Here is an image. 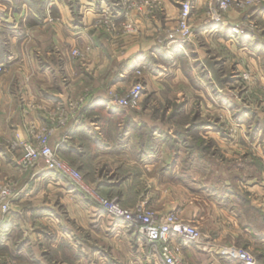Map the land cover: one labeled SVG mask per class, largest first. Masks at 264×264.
I'll use <instances>...</instances> for the list:
<instances>
[{
  "label": "rangeland",
  "instance_id": "obj_1",
  "mask_svg": "<svg viewBox=\"0 0 264 264\" xmlns=\"http://www.w3.org/2000/svg\"><path fill=\"white\" fill-rule=\"evenodd\" d=\"M26 1L29 0H17V4ZM32 1L35 6L27 4L39 14L42 12L38 9L39 2L40 7L46 6L50 23L58 25L63 34L69 24L79 23L80 27L87 28L82 43L67 46L68 58L74 63L76 72L85 75V81L75 84L64 101L45 110L47 124L26 123V140L20 141L17 133L13 137L0 133V150L16 154L11 169L6 170L4 177L0 176V190L5 183L11 182L17 193L12 198L11 209L0 214V264H163L158 246L148 243L140 234L137 227L140 221L130 214L145 211L153 213L152 220L158 221L162 215L178 213L183 221L194 223L184 219L185 213L181 210L184 207L172 206L176 201L186 204L191 197L205 200L210 213L208 226L201 220L199 225L194 223L202 236L203 245L197 244L201 251L211 254L214 260L224 258L221 264H246L248 258L255 264H264V0L249 3L232 0L225 12H216L214 3L208 0L198 8L191 0L190 35H184L180 27V4L186 0H178L174 20L162 11L172 0H55L50 7V0ZM241 3L244 6H240ZM61 4L66 7L71 21L55 11ZM153 22L160 26H154ZM7 26L0 24V42L7 40L14 31ZM26 32L29 37L32 30ZM143 33L144 38L156 39L175 50L170 54L171 61L163 59L168 70L161 80H155L159 86L148 84L156 77L154 57L146 56L130 64V86L124 89H114L107 84L113 75L129 65L130 61L125 58L111 60L101 78L94 76L90 67L94 53L100 49L98 39L113 41L121 49L122 43L141 38ZM173 35H177L175 42ZM75 50L79 54H74ZM174 61L181 68L175 76L171 72ZM26 79L29 83L30 77ZM136 85L143 88L139 105L118 107L122 110L115 112L119 120L115 125L109 123V127L117 131L123 123L132 128L135 150L155 147L157 140H153L152 134L160 131L163 139L158 143L165 145L160 154L165 180L160 181L163 177L160 176L159 185L156 175H149L146 185L145 178L140 179L135 167L131 170L134 179L127 190L100 188L99 182L112 180L110 164L96 165L103 171L102 178L98 172L95 176L93 168L82 172L52 148L51 138L73 120H81L83 111L97 98L99 91L104 92L108 102L110 96L125 95ZM80 98L84 99L83 104L72 109L71 103ZM59 103H63L65 113H70L62 126L56 122L62 114L58 110ZM127 115L136 121L127 119ZM32 125L55 128L49 146L61 160L80 171L87 187L105 203L84 195L69 180L44 168V176L34 189L36 195L44 191L43 201H40L43 208L37 210V201L25 202L20 209L16 207L27 183L37 180L33 175L35 167L22 171L18 165L25 142L31 138ZM113 159L115 165L117 160ZM40 164L44 165L42 162L37 165ZM126 168L121 166L118 175L124 177L129 172ZM69 188L83 195L87 207L96 211L95 216L84 221L70 216L62 202ZM157 198L162 206L155 202ZM112 207L122 215H114ZM234 212L233 223L241 230L249 229L252 234L245 238L239 236L236 241L228 237L220 242L213 225L220 229L225 223L233 226L224 214ZM118 228L125 232L115 235L112 231ZM253 233L257 239V235H261L259 239L262 240L255 246ZM177 241L182 244V240ZM224 247L245 251L247 259L221 254ZM183 255L185 264H199L198 260L202 259L196 252L188 254L186 249Z\"/></svg>",
  "mask_w": 264,
  "mask_h": 264
},
{
  "label": "crops",
  "instance_id": "obj_2",
  "mask_svg": "<svg viewBox=\"0 0 264 264\" xmlns=\"http://www.w3.org/2000/svg\"><path fill=\"white\" fill-rule=\"evenodd\" d=\"M193 2L197 8L206 4L205 0H194ZM17 3V0H0V24H8L9 26L7 27L14 30L7 40L3 41L2 39L0 42V63H6L5 71H8L0 78V133L6 134L8 137H13L17 133L19 140L24 141L28 138L26 123L47 124L49 121L45 115V110L52 107L56 102L64 101L76 85L84 83L85 75L79 71L76 72L74 63L68 58L67 46L71 47L75 43H82L86 37L87 28L80 27L81 24L79 23L73 24L74 26L69 24V27H66V34H63L58 25L50 23L45 5L42 4V12L39 14L27 3ZM178 4V0H172L165 5V10L162 11L166 12V15H170V18L174 20L177 17L175 5ZM55 11L63 14L65 18L71 21L63 4L56 6ZM153 24L156 27L160 26L158 22H153ZM27 29L32 30L29 37L27 32L25 34ZM151 31L153 29L148 30L146 32L147 35ZM144 35L143 33L141 38L122 43L123 47L121 49H118L117 44L113 41L109 43L104 38L98 39L97 46L100 49L94 53L90 67L94 71V76L101 78L106 73L111 60L125 58V60L130 61L129 65H125L120 73L113 75L107 84L108 87L114 89H124L130 86V64L146 56L149 58L154 57L157 61L154 63L156 77L152 78V81L148 80V84L151 83L155 86V80H161L164 72L168 70L166 69L168 64L163 59L171 61L170 54L175 52V50H170L164 43H159L156 39L144 38ZM110 48H112L113 52ZM178 51L180 52L179 49ZM160 60L164 62V64L162 62L164 67ZM176 64L177 61H174L173 70L171 71L173 76L181 72V68L176 66ZM29 77L30 81L27 83L26 78L29 80ZM156 85L159 86L158 84ZM96 97L83 111L81 120H73L68 127L61 129L51 138L52 148L63 159L76 166L82 172H88L90 168H93L95 176L98 172L100 178L103 177V171L98 170L96 165L99 163L110 164V167H108L110 170L109 175L112 174L110 176L112 180L107 182L101 179L103 182L98 183L100 188L118 187L127 190L131 186L132 179H134L135 174L131 170L135 167L136 171L140 173V179L145 178L146 183H144L146 185L148 184L146 177L149 179V175H156V182L160 185V181L165 180V167L160 165V154L165 145L158 143L163 139L160 131H155L152 134L153 140H157V146L154 144L155 147L153 148L147 146L135 150L133 147L132 128L125 127L123 123L117 131H113L114 129L111 130L109 127V123L110 125H115L119 120L116 118L115 113L118 107L109 104L102 91H99ZM35 104H39L42 107L37 108ZM128 116H126L127 119H129ZM129 120L136 121L134 119ZM94 124L96 127L93 126ZM15 156L16 154L9 155L7 152L0 150L1 177L5 176L6 170L11 169L15 162ZM151 156L153 158L150 160L149 157ZM113 158L117 160L115 165L111 161ZM121 166L127 167L126 169L129 171L124 177L118 175ZM44 168L43 164L35 166L33 175L37 180L29 183L32 186L27 183V186L23 189L24 195L15 203L18 209L25 202L36 201L39 205L36 206L37 210L43 208L40 206V201H43L44 191L42 195H36L34 189L39 184L42 176H44L42 173ZM160 176H163L161 180ZM49 188H51L50 185ZM81 195L75 194L74 190L69 188L67 195L64 196L65 200L62 202L67 207L72 218L84 221L85 219H90L91 216H95L96 211L87 207L83 200L84 197ZM207 196L206 198H208ZM202 201L205 202L204 205H202ZM155 202L160 205L159 202L161 201L157 198ZM186 202V204H183L176 201L172 203V206L180 209L184 207V209H181L185 213L184 219L197 224L201 220L202 223L204 221L208 226L207 220L210 213L207 211L208 205L206 201L200 199V197H191ZM42 213L47 214L48 212L42 211ZM224 216L231 221L233 226H227V223H225L221 230L217 228V225H213L218 231L220 236L218 240L220 242L228 237L234 241L239 236L244 238L251 236L252 233L249 229L241 230L236 223H233L236 217L235 212L232 215L225 213ZM231 223L228 222V224ZM124 229L118 228V230L114 229L112 232L117 235L121 231L125 232ZM253 235V245L255 246L256 243L260 244V241H262L259 239L261 235H257L258 239L255 237V233ZM181 240L182 243L186 242L184 239ZM184 245L188 254L196 252L197 255L202 257V259L198 260L199 264H221L224 261V258H220L221 261L218 260L219 258L214 260L211 254L201 251L200 247L193 241L184 243Z\"/></svg>",
  "mask_w": 264,
  "mask_h": 264
},
{
  "label": "built area",
  "instance_id": "obj_3",
  "mask_svg": "<svg viewBox=\"0 0 264 264\" xmlns=\"http://www.w3.org/2000/svg\"><path fill=\"white\" fill-rule=\"evenodd\" d=\"M55 0H50L49 7L52 6ZM209 3H214L216 12H225L230 7L232 0H208ZM254 0H246V2H253ZM240 6H244L241 3ZM180 27L184 35L192 34L189 17L192 9L191 0H186L180 4ZM217 18H219L217 16ZM219 21V19H218ZM177 35H173V42L177 41ZM74 54H79L78 50H75ZM6 63H0V78L5 72ZM143 88L141 85H136L131 90H129L125 95L121 96H110L108 98V103L120 108L137 107L139 105V100L143 95ZM84 99L80 98L76 102L71 103L72 109H76L81 104H83ZM58 110H61V115L57 119L58 126L65 125L67 123V115L70 113L64 112L63 103H59ZM63 106V107H62ZM55 131V128L34 126L32 125L31 138L25 142L24 154L19 160L18 165L22 171H28L29 169L35 167L38 163H44L46 169L51 170L55 174H58L67 180H69L72 185L84 195H90L93 199L99 203H105L103 199L95 196V191L87 187L83 180V176L77 168L71 167L69 164L60 159L57 153L49 146L50 136ZM17 193L15 192L14 186L11 182L5 183L0 190V214L7 213L11 208L10 204L12 198L15 197ZM114 206V205H113ZM111 212L114 215L121 214L117 211L115 207L111 208ZM139 213V215H137ZM133 215V218L140 221L138 231L142 234L148 241V243L157 245L159 248L160 256L163 264H185L184 262V249L187 242L193 241L198 245H203L202 236L198 227L191 222L183 221L178 213H169L162 215L158 221H153V213H146L145 211L139 212ZM178 240L184 239V243H179ZM230 251V253H221ZM221 254L230 255L232 258H240L241 260L247 259L246 252L224 247ZM246 264H255L252 258L249 259Z\"/></svg>",
  "mask_w": 264,
  "mask_h": 264
},
{
  "label": "trees",
  "instance_id": "obj_4",
  "mask_svg": "<svg viewBox=\"0 0 264 264\" xmlns=\"http://www.w3.org/2000/svg\"><path fill=\"white\" fill-rule=\"evenodd\" d=\"M28 4H30V5H34V3H33V1L32 0H29V1H26ZM35 6V5H34ZM41 5H40V2H39V5H38V9H41V7H40ZM116 110L117 111H119L120 113L122 112V110H120L119 108H116Z\"/></svg>",
  "mask_w": 264,
  "mask_h": 264
},
{
  "label": "bare ground",
  "instance_id": "obj_5",
  "mask_svg": "<svg viewBox=\"0 0 264 264\" xmlns=\"http://www.w3.org/2000/svg\"><path fill=\"white\" fill-rule=\"evenodd\" d=\"M221 253H230V251L226 250V252H221Z\"/></svg>",
  "mask_w": 264,
  "mask_h": 264
}]
</instances>
